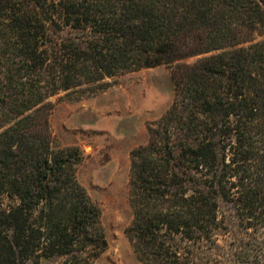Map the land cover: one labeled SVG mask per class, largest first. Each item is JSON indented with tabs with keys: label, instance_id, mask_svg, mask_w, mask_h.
I'll return each instance as SVG.
<instances>
[{
	"label": "trees",
	"instance_id": "trees-1",
	"mask_svg": "<svg viewBox=\"0 0 264 264\" xmlns=\"http://www.w3.org/2000/svg\"><path fill=\"white\" fill-rule=\"evenodd\" d=\"M158 65L174 95L129 154L136 257L264 264V0H0V264L104 252L49 98Z\"/></svg>",
	"mask_w": 264,
	"mask_h": 264
},
{
	"label": "rangeland",
	"instance_id": "rangeland-1",
	"mask_svg": "<svg viewBox=\"0 0 264 264\" xmlns=\"http://www.w3.org/2000/svg\"><path fill=\"white\" fill-rule=\"evenodd\" d=\"M105 81L102 89L60 92L50 97L49 126L55 147L79 149L76 177L101 208L107 248L94 264H142L124 232L133 217L129 154L147 142V125L170 106L173 82L166 65L126 71ZM228 236L220 238L226 247ZM60 261L53 258L39 264Z\"/></svg>",
	"mask_w": 264,
	"mask_h": 264
}]
</instances>
